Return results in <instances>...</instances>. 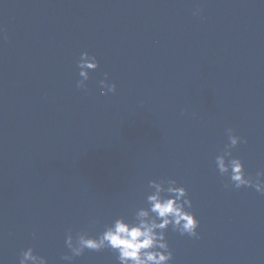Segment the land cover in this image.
Wrapping results in <instances>:
<instances>
[{"label": "water", "instance_id": "obj_1", "mask_svg": "<svg viewBox=\"0 0 264 264\" xmlns=\"http://www.w3.org/2000/svg\"><path fill=\"white\" fill-rule=\"evenodd\" d=\"M84 51L99 68L78 89ZM104 73L115 93L101 95ZM228 128L255 177L264 0H0V264L28 247L67 264L69 229L131 220L161 179L200 222L198 239L169 226L171 264H264V194L226 188L215 165ZM72 264L118 261L86 250Z\"/></svg>", "mask_w": 264, "mask_h": 264}, {"label": "clouds", "instance_id": "obj_2", "mask_svg": "<svg viewBox=\"0 0 264 264\" xmlns=\"http://www.w3.org/2000/svg\"><path fill=\"white\" fill-rule=\"evenodd\" d=\"M199 11L197 9L194 15L199 14ZM76 63L80 77L76 81V87L86 89L90 71L99 68V61L95 55L84 51ZM99 86L101 95L116 92V84L109 82L108 73H104V79L99 81ZM226 134L228 143L222 153L215 157L218 172L221 176L228 177L225 187H250L264 194V170L258 171L255 177L246 174L244 163L232 153V149L240 143H247V140L236 135L232 128H228ZM148 189L147 207L137 208L131 220L119 216L106 224L104 230L95 236L83 229L74 236L69 229L65 245L70 254H63L61 260L72 264L86 250L99 252L110 249L116 254L118 264H171L173 252L166 238L169 226L181 236L198 239L197 229L200 222L191 211L192 201L187 189L178 186L175 179L150 180ZM19 264H48V260L36 254L32 247H28L21 250Z\"/></svg>", "mask_w": 264, "mask_h": 264}]
</instances>
